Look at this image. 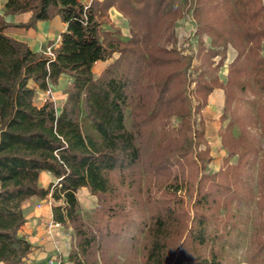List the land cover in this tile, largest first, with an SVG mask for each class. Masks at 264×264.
Listing matches in <instances>:
<instances>
[{"label":"trees","instance_id":"16d2710c","mask_svg":"<svg viewBox=\"0 0 264 264\" xmlns=\"http://www.w3.org/2000/svg\"><path fill=\"white\" fill-rule=\"evenodd\" d=\"M178 5L192 11L199 45L203 34L210 39L211 49L200 48L203 61L195 69L191 46L183 55L181 48L160 45L163 39L176 41L174 0H5L4 15L29 13L30 19L15 26L0 16V264H30L34 247L20 231L24 205L32 198L50 200V220L67 238L59 264H222L225 250L235 246L232 202L246 198L243 175L260 154L246 128L255 119L239 115V98L248 94V77L264 88V21L259 23L264 0H179ZM111 8L129 23L125 42L103 30ZM56 18L65 30L51 59L12 37L21 27ZM229 48L236 55L225 83L207 80ZM115 53L95 76L93 66ZM214 57L219 61L213 67ZM62 78L67 82L59 111L49 99L37 104V93ZM215 88L225 97L221 119L228 122L220 139L226 158L222 170L207 175L208 149L198 150L201 113ZM171 118L179 122L177 137L167 133V146L147 168L156 171L168 158L190 153L201 162V177L185 211L151 216L137 238L117 228L129 215L111 175L139 169L146 132L156 120L168 124ZM235 126L238 139L232 135ZM44 173L51 178L46 187L40 185ZM82 189L99 202L90 220L80 210ZM210 217L216 222L212 232ZM253 247L250 264H264Z\"/></svg>","mask_w":264,"mask_h":264},{"label":"rangeland","instance_id":"374dc122","mask_svg":"<svg viewBox=\"0 0 264 264\" xmlns=\"http://www.w3.org/2000/svg\"><path fill=\"white\" fill-rule=\"evenodd\" d=\"M175 6L178 7V14L174 24V32L176 41L173 44H168L162 40L160 45L165 46L167 50L177 48L183 51V55L189 54V46H191L193 53L196 54L193 59V68H198L203 61L200 53V48L204 51L211 49L210 39L206 34L200 38L203 42L199 45L196 29L194 27V17L191 12L186 11L178 5L179 0H174ZM191 1V0H188ZM221 2V0H216ZM84 4H89L90 0H82ZM139 7L138 4H134ZM0 14H4V7L0 4ZM212 19V12H208ZM5 16V15H4ZM8 20V19H7ZM16 21L19 22L16 26H25L27 24V15L18 17ZM264 21L261 18L259 23ZM240 30V26L235 25ZM54 28H59V21L45 23L41 30L47 34L52 35ZM30 28L21 27L18 31L12 34V37L20 40H27L23 37ZM103 30L108 32L114 38L120 41H127L130 38V29L127 19L121 15L115 8L110 10V15L105 20ZM261 31V28L259 29ZM54 37L41 45H34L31 48L37 49L39 53L45 52L48 48H53ZM264 48V42H262ZM236 52L233 48H229L226 53V58L223 65L215 72H212L207 80L217 78L219 82L225 83L228 66L231 63ZM261 56L264 57V51ZM118 57L115 53L113 57L105 62L99 63L101 69H105L113 60ZM218 57L213 58V67L217 65ZM93 72L98 70L93 68ZM192 85L190 86V88ZM64 89V87H62ZM247 96L239 98V115L242 117L252 116L255 119L254 123L249 124L246 128L249 134L255 139L260 147L259 159L253 163L247 174L243 175L246 183V198L240 201H233L230 212L229 226H233L231 245L224 252L222 264H250L253 257V246H258V252L261 259H264V88L260 83H256L250 77L246 82ZM63 92L60 86L51 87V96L46 93L38 92L36 95L37 102L43 99H49L53 102L56 110L59 111L62 101L58 99L59 94ZM65 100V99H64ZM224 93L221 89L215 88L208 96L206 105L201 113L203 126V141L199 144L198 150L204 151L208 149V155L211 159L205 166L204 174L210 175L217 173L224 168L226 152L222 146L220 139L221 133L224 131L228 119L222 121L224 107ZM126 123L129 126V114L126 116ZM247 121V119H246ZM249 122V121H247ZM179 122L175 118H171L167 124L162 119L156 120L151 129L146 132L142 142V163L139 169L132 173L124 174L114 173L111 175L113 188L116 190L119 198H121L127 206V213L129 215L124 226H118L121 232L133 234L137 238H142V232L147 225L149 218L158 214H167L172 212H179L186 210V204L192 194L197 180L201 177V162H197L194 156L186 153L184 156H174L166 160L164 167L155 171L149 170L147 163L154 161L162 154V150L169 139L177 137V128ZM171 135L169 138L167 133ZM234 139H238L240 131L237 126L232 129ZM160 154V155H159ZM235 162L233 161L232 164ZM226 182V180H222ZM42 186H47L46 180L43 181ZM78 202L80 210L86 220H90L93 212L98 207L99 202L95 196H92L87 190L82 189L78 192ZM35 200L32 203V213L43 214L45 206L50 207L48 202ZM26 217H28L26 215ZM42 218L37 224L28 218L23 228L20 231L21 235L28 238L32 243L34 250L29 256L30 264H59L58 255L62 254L67 238L61 228L56 230H49L50 219L49 216L39 215ZM34 218V217H33ZM216 228L215 219H209V231ZM255 240V243L253 242ZM232 243V244H233ZM63 255V254H62Z\"/></svg>","mask_w":264,"mask_h":264},{"label":"crops","instance_id":"0c3cea01","mask_svg":"<svg viewBox=\"0 0 264 264\" xmlns=\"http://www.w3.org/2000/svg\"><path fill=\"white\" fill-rule=\"evenodd\" d=\"M81 2H82V0H80ZM83 3V2H82ZM0 4H2L3 5V7H4V4H5V0H0ZM84 4V3H83ZM112 9V8H111ZM110 9V10H111ZM110 10H109V12H108V14L110 15ZM23 15H27V23H28V21H29V19H30V14L29 13H27V14H21V15H5L4 16V14H0V16L1 17H3V19H4V21L5 22H7V23H10V24H12V25H17V24H19V22L18 21H16V19H18V17H20V16H23ZM8 19V20H7ZM56 19H58V18H56ZM56 19H53V20H51V21H47V22H37L36 24H35V26L33 27V28H30L29 30H28V32L25 34V35H23V37L25 38V39H28V41L27 40H20V39H16V40H18V41H21V42H23V43H25L33 52H37V53H39V51L37 50V49H32L31 47L32 46H34V45H41L43 42H45L46 41V37H47V39L49 40L50 38H51V36L52 37H54V46H53V49H55V48H57V46L59 45V40H60V38H59V35L61 34V33H63L64 32V30H65V25L64 24H62L60 21H59V19H58V21H59V28L57 29V28H54V30L52 31V35H47V34H45L42 30H41V27L43 26V24H45V23H50V22H53V21H56ZM15 35V34H14ZM14 38V37H13ZM99 63H101V62H98V63H96L94 66H93V68L95 69H97L98 70V72H96V76H99L100 74H101V72L103 71V69H101V71H100V68H101V66L99 65ZM93 74L95 75V72H93ZM66 82H67V80L65 79V78H62L61 80H60V82H59V84H58V86H60V89L63 91V88L62 87H64L65 86V84H66ZM62 94H59V96H58V99L60 100V101H64V99H65V95H64V93L63 92H61ZM39 94V93H38ZM45 99H43L42 101H39V102H37V100H36V103L37 104H42L43 103V101H44ZM46 180V182H47V185L51 182V178H50V176L48 175V174H46V173H44V174H42L41 175V178H40V185L42 186V182L43 181H45ZM43 187V186H42ZM46 187V186H45ZM35 200H38V199H36V198H32V199H30V201H28L25 205H24V207H25V218H26V220L28 219V218H31V221H34L35 222V224H37L39 221H41L42 220V218L41 217H39V215H42V216H45V214L46 215H48L49 216V219H50V207H47V206H45L44 208H45V211L43 212V214H36V213H32V203H33V201H35ZM41 201V203L42 202H46V200H40ZM47 203V202H46ZM26 215L28 216V217H26ZM34 217V218H33ZM28 222H26L25 224H27ZM23 228V227H22ZM27 238V237H26ZM28 239V238H27ZM31 243V242H30ZM32 244V243H31Z\"/></svg>","mask_w":264,"mask_h":264},{"label":"built area","instance_id":"2783aa9c","mask_svg":"<svg viewBox=\"0 0 264 264\" xmlns=\"http://www.w3.org/2000/svg\"><path fill=\"white\" fill-rule=\"evenodd\" d=\"M42 54L44 56H46L47 58H53V48H48L45 52H42ZM47 95L51 96V93H50V90H48L46 92ZM48 205L51 206V203L50 201L48 202ZM58 228H61L59 224L53 222V221H50V225H49V230L52 229V230H56Z\"/></svg>","mask_w":264,"mask_h":264}]
</instances>
